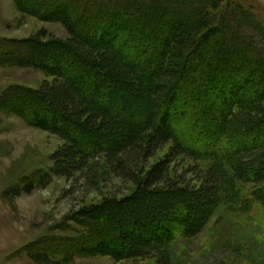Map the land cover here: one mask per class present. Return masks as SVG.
<instances>
[{
    "label": "trees",
    "instance_id": "16d2710c",
    "mask_svg": "<svg viewBox=\"0 0 264 264\" xmlns=\"http://www.w3.org/2000/svg\"><path fill=\"white\" fill-rule=\"evenodd\" d=\"M15 2L68 32L64 40L40 29L32 40L0 42L1 65L33 67L46 76L38 88L12 94L17 102L10 104L30 126L62 140L51 156L52 172L93 183L90 173L104 161L110 173L133 185L127 194L105 196L79 211L82 220L114 228L111 241L99 238L87 254L171 264L176 235L198 236L223 205H235V182L250 185L264 207L259 17L232 1L222 8L223 0H196L197 7L160 0L162 20L143 22L144 9L134 17L130 0H89L80 10L84 22L76 24L67 0H31L33 8L28 0ZM128 7L132 20L124 17ZM115 20L122 34L107 35ZM142 25L156 33L141 35ZM123 86L142 94L143 104L133 106ZM223 139L228 144L219 150ZM205 154L213 164L197 180L174 169L176 159L188 158L200 174L196 162ZM35 187L30 182L13 194ZM29 255L38 264H54L47 251Z\"/></svg>",
    "mask_w": 264,
    "mask_h": 264
},
{
    "label": "rangeland",
    "instance_id": "374dc122",
    "mask_svg": "<svg viewBox=\"0 0 264 264\" xmlns=\"http://www.w3.org/2000/svg\"><path fill=\"white\" fill-rule=\"evenodd\" d=\"M88 1L67 0L76 24L84 22L80 10ZM159 1L130 0L136 4L134 17L144 9L143 22H158L160 17L162 20L165 14L158 12ZM183 1L197 7L196 0ZM228 1L259 17L264 31V0H223L222 8L228 5ZM25 4L29 8L34 6L31 0ZM128 9L124 17L131 19V8ZM113 23L106 34L120 36L124 29L117 28L116 20ZM146 28L143 26L138 32L141 35L145 31L151 35L156 33L155 27V30L147 28L150 32ZM40 29L61 40L68 37L60 22L44 21L26 13L15 0H0V42L6 45V40H32ZM3 47L0 45V50ZM260 68H264L263 63ZM236 76L239 82L241 73ZM45 79L42 70L0 64V264H38L29 255V252L38 250L47 251L54 264H146V261L116 262L110 257L89 255L84 251L101 237L110 240L114 228L101 220H82L79 211L99 203L105 196L127 194L133 185L110 173L104 161L99 162L97 174L90 173L93 183L86 181L83 175L68 180L52 172L51 156L62 140L30 126L10 104L11 101L17 102L11 96L16 91L36 89ZM120 91L128 94L133 106L143 104V96L137 90L123 86ZM81 137L83 139V134ZM227 144L228 141L223 139L219 150ZM207 156L205 154L206 158L196 162L200 174L194 171L195 164L188 158L176 159L174 169L197 180L213 164ZM42 175H47L46 179H39ZM30 182L36 184L32 192L14 196L15 189H22ZM233 187V195L237 198L235 196L231 202L235 205H223L203 232L189 239L176 235L171 264H264V207L253 198L250 185L235 182Z\"/></svg>",
    "mask_w": 264,
    "mask_h": 264
}]
</instances>
